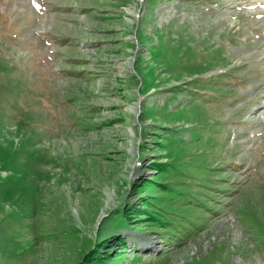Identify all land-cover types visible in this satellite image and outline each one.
Here are the masks:
<instances>
[{
    "label": "rangeland",
    "instance_id": "1",
    "mask_svg": "<svg viewBox=\"0 0 264 264\" xmlns=\"http://www.w3.org/2000/svg\"><path fill=\"white\" fill-rule=\"evenodd\" d=\"M101 236L264 264V0H0V264Z\"/></svg>",
    "mask_w": 264,
    "mask_h": 264
},
{
    "label": "trees",
    "instance_id": "2",
    "mask_svg": "<svg viewBox=\"0 0 264 264\" xmlns=\"http://www.w3.org/2000/svg\"><path fill=\"white\" fill-rule=\"evenodd\" d=\"M117 236H101L98 238L97 241H93L91 243V246L82 253L81 257L75 264H102V262H105V257H103L105 254L106 255H111L114 252H119L120 250H123L124 246H120L123 242H121L120 239L113 238ZM110 239L116 240L115 244L110 243L108 247L105 246L106 242H110ZM115 246L114 248L116 250L113 251L112 247ZM103 249V251H101ZM111 251L109 252V250Z\"/></svg>",
    "mask_w": 264,
    "mask_h": 264
}]
</instances>
